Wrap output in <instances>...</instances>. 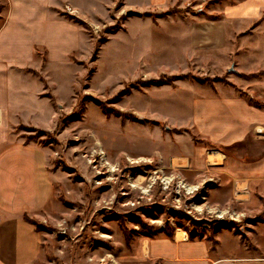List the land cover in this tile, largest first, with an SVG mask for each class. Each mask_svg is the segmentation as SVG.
I'll use <instances>...</instances> for the list:
<instances>
[{
  "label": "rangeland",
  "instance_id": "1",
  "mask_svg": "<svg viewBox=\"0 0 264 264\" xmlns=\"http://www.w3.org/2000/svg\"><path fill=\"white\" fill-rule=\"evenodd\" d=\"M3 7L0 2V15ZM67 7L74 9L66 5L64 15L83 26L89 46L84 38L83 51L63 66L53 64L51 73L44 67L33 71L35 82L25 84L37 94L36 79L43 81L34 101L55 105L52 127L37 128L33 110L25 116L33 124L17 127L20 140L45 152L53 201L48 210L27 217L31 229L25 224L13 238L0 232V257L6 264H161L149 257L148 241L185 231L190 238L210 239L230 227L245 240L257 220L250 216L258 212L257 204L213 200L221 184L217 172L206 166L202 179L190 180L182 170L188 162L185 143L179 144L186 137L206 148L205 165L210 154H226L200 137L192 97L226 89L229 78H237L231 76L234 68L212 70L207 63L199 71L191 65L186 73H164L167 65L154 63L163 55L154 58L152 48L162 49L164 37L177 28L134 22L130 29L127 23L148 17L158 24L162 18L201 16L208 8L202 13L189 2L185 8L138 14L117 2L91 21ZM192 187L196 190L189 192Z\"/></svg>",
  "mask_w": 264,
  "mask_h": 264
},
{
  "label": "crops",
  "instance_id": "2",
  "mask_svg": "<svg viewBox=\"0 0 264 264\" xmlns=\"http://www.w3.org/2000/svg\"><path fill=\"white\" fill-rule=\"evenodd\" d=\"M0 2L4 4L0 15V232H9L13 238L18 228L25 224L30 227L27 217L48 210L53 201L54 183L45 152L20 140L17 127L33 124L25 120L31 110L37 128L52 127L58 116L55 105L51 101H34L35 93L29 92L25 84L35 82L33 71L44 67L51 73L53 64L63 66L73 53L83 51L84 38L89 46L83 26L64 15V7L71 5L82 19L95 21L117 2L125 11L138 14L174 6L185 8L193 2L202 13L204 8L208 10L201 16L162 18L158 24L148 17L128 18L127 23L130 29L134 22L177 28L164 37L162 49L152 48L154 58L163 55L154 63L167 65L164 73H186L192 67L199 71L207 63L212 70L234 68L231 76L237 78H229L226 89L201 90L192 97V116L200 137L225 149L226 154H208L205 165L206 148L191 145L185 137L179 141L185 143L183 152L188 159L182 170L190 180L202 179L205 167L213 166L221 183L213 191V200L224 205L236 200L253 201L258 212L250 216L257 220L252 229L245 231V240L231 232L234 227L222 228L210 239L190 238L185 231L176 238L148 241L147 253L161 264H264V0ZM234 72L251 78H241ZM36 80L40 94L45 85L40 77ZM212 156L216 161L221 156V161L211 163ZM217 203L213 205H220ZM6 263L0 257V264Z\"/></svg>",
  "mask_w": 264,
  "mask_h": 264
},
{
  "label": "bare ground",
  "instance_id": "3",
  "mask_svg": "<svg viewBox=\"0 0 264 264\" xmlns=\"http://www.w3.org/2000/svg\"><path fill=\"white\" fill-rule=\"evenodd\" d=\"M108 162V161H107ZM107 164H110V163H107ZM111 168L113 169V167L111 166ZM185 187H186V185H185ZM188 189V191L190 192V191H194V190H196L195 188H187ZM221 214H223V213H221ZM182 237V236H181ZM179 238H180V236H179Z\"/></svg>",
  "mask_w": 264,
  "mask_h": 264
},
{
  "label": "built area",
  "instance_id": "4",
  "mask_svg": "<svg viewBox=\"0 0 264 264\" xmlns=\"http://www.w3.org/2000/svg\"><path fill=\"white\" fill-rule=\"evenodd\" d=\"M67 10H68L70 13H74V9H72L71 7H67Z\"/></svg>",
  "mask_w": 264,
  "mask_h": 264
}]
</instances>
